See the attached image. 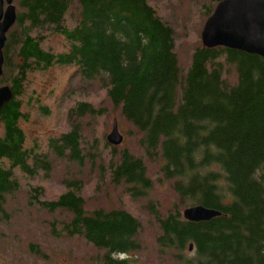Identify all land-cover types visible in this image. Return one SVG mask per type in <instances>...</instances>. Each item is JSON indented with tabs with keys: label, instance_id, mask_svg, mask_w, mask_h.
<instances>
[{
	"label": "trees",
	"instance_id": "trees-1",
	"mask_svg": "<svg viewBox=\"0 0 264 264\" xmlns=\"http://www.w3.org/2000/svg\"><path fill=\"white\" fill-rule=\"evenodd\" d=\"M76 3L77 21L69 26L64 19L71 0H17L21 11L6 37L0 77L13 93L0 111V220L7 201L21 189L15 170L47 177L49 154L83 164L78 121L100 113L91 104L76 102L68 110L69 131L48 138L46 151L35 142L26 146L22 127L28 116L20 97L29 75L69 66L82 83L105 87L110 105L141 134L138 144L146 159L161 162L162 178L172 182L180 205L222 213L209 222L190 223L177 205L162 216L148 203L161 249L176 250L186 264H264V58L199 45L183 71L173 28L149 0ZM47 33L62 36L64 48H43ZM232 72L229 83L223 76ZM118 157L110 167L111 180L132 198H145L152 183L142 159L127 150ZM66 185L53 201L39 200L38 187L29 194L39 210L70 214L63 231L103 250L100 264H133L120 257L139 250V221L122 209L87 213L79 182ZM189 244L194 255L187 259L182 252Z\"/></svg>",
	"mask_w": 264,
	"mask_h": 264
},
{
	"label": "rangeland",
	"instance_id": "rangeland-1",
	"mask_svg": "<svg viewBox=\"0 0 264 264\" xmlns=\"http://www.w3.org/2000/svg\"><path fill=\"white\" fill-rule=\"evenodd\" d=\"M13 3L16 12L21 11L17 0H13ZM217 3L216 0H149L159 17L173 28L174 51L181 70L188 68L193 49L202 45V26ZM64 21L69 26L76 23V0H71ZM12 28L14 24L9 30ZM47 35L42 43L43 48H51L53 51L64 48L62 36L54 33ZM74 70V67L56 66L46 72L29 75L25 92L20 97L24 113L28 116L22 127L26 146L30 147L35 142L42 151H46L48 138L69 131L68 110L76 102L91 104L100 113L86 115L78 121L81 125L83 164L60 160L49 154L52 170L47 177L43 172L30 177L18 170L14 171L21 189L7 201L6 216L0 220V264H100L103 250L87 244L82 237L68 236L63 231L62 224L69 223L70 214L39 210L29 194L31 187H38L43 192L39 200L53 201L67 191L66 184L72 181L79 182L78 193L84 200L87 213L97 209H122L139 221V250L120 258H126L133 264H186L178 257L176 250H163L156 242L161 233L148 210V203L157 205L162 216L167 215L176 205L181 213L189 206L179 204L172 182L162 178L161 162L146 159L138 144L141 134L121 117L118 108L114 109L110 105L105 87L97 81L82 83L73 74ZM223 78L232 83L233 72L230 77L224 75ZM2 86L9 87V84L0 82ZM114 121L123 137L118 146H111L106 140ZM122 150L141 158L145 165L147 177L152 183L145 198H132L122 184H114L111 180L110 167L119 162L118 156ZM30 245L35 248L30 249ZM182 255L189 259L194 255V249H185Z\"/></svg>",
	"mask_w": 264,
	"mask_h": 264
},
{
	"label": "water",
	"instance_id": "water-1",
	"mask_svg": "<svg viewBox=\"0 0 264 264\" xmlns=\"http://www.w3.org/2000/svg\"><path fill=\"white\" fill-rule=\"evenodd\" d=\"M15 19L16 7L12 0H0V77L3 73L6 33ZM200 38L202 46L207 48L222 46L264 58V0H220L205 20ZM12 99L11 88L0 87V111ZM106 140L112 146L122 143L123 137L116 121ZM221 215L220 211L202 205H194L182 211L183 220L190 223L209 222ZM192 248V244H189L188 250Z\"/></svg>",
	"mask_w": 264,
	"mask_h": 264
}]
</instances>
